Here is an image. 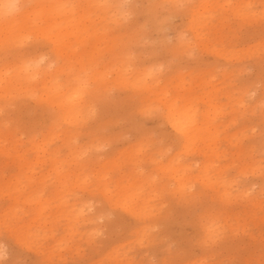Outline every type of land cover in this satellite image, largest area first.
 Wrapping results in <instances>:
<instances>
[{"label": "rangeland", "instance_id": "rangeland-1", "mask_svg": "<svg viewBox=\"0 0 264 264\" xmlns=\"http://www.w3.org/2000/svg\"><path fill=\"white\" fill-rule=\"evenodd\" d=\"M12 1L3 260L262 264L264 0ZM125 3L145 7L126 17ZM81 206L91 222L73 221Z\"/></svg>", "mask_w": 264, "mask_h": 264}, {"label": "snow or ice", "instance_id": "snow-or-ice-1", "mask_svg": "<svg viewBox=\"0 0 264 264\" xmlns=\"http://www.w3.org/2000/svg\"><path fill=\"white\" fill-rule=\"evenodd\" d=\"M0 7L3 8H8V9H17L19 7L18 4H8V5H0ZM75 7V6H73ZM117 7L121 9H125L124 15L126 17H131L135 14V9L140 8V7H145L141 5H134L131 3H125L118 5ZM162 7L164 8H184L186 5L183 4H175V5H163ZM262 27H264V18H262ZM261 75L264 77V50L261 52V67H260ZM259 166L262 171H264V154L261 155L260 160H259ZM262 199H264V196H262ZM262 243H264V231H262ZM9 255V252L7 249H0V264H19V262H15L12 260H3V257ZM156 264H161V262L157 261ZM163 264H185L184 261L177 260V259H169L167 261H164ZM224 264H243L241 261H236V260H231V261H225ZM249 264H252V262H249ZM264 264V262H262Z\"/></svg>", "mask_w": 264, "mask_h": 264}, {"label": "bare ground", "instance_id": "bare-ground-1", "mask_svg": "<svg viewBox=\"0 0 264 264\" xmlns=\"http://www.w3.org/2000/svg\"><path fill=\"white\" fill-rule=\"evenodd\" d=\"M8 4H15V3H13V1L12 0H0V5H8ZM19 9H21V8H17V9H8V8H3V7H0V19H3L4 21H7V20H11L12 22H14V21H18V18L21 16V12H22V10H19ZM27 13V12H26ZM10 16L9 17V19L7 18V16ZM7 18V19H6ZM34 66H36L37 65V62H35L34 64H33ZM33 74V76H36L38 73L35 71L34 73H31L30 75H32ZM78 106H79V104H77V105H75V106H73V108H78ZM83 107V106H82ZM70 109L72 108V107H69ZM74 110V109H73ZM77 110V109H76ZM75 110V111H76ZM68 112H70V111H68ZM71 112H73L72 111V109H71ZM78 112H79V110H78ZM74 113H76V112H73V114ZM35 114H37V113H35ZM39 114H37V116H38ZM70 115V114H69ZM37 116H36V119H37ZM40 117V116H39ZM38 120H39V118H38ZM172 127L174 128V129H178L180 132H181V134H182V136H183V139H184V142L186 143L187 142V140H188V136H187V132H185L184 130L186 129L185 128V126L183 125V124H181L180 122H177V121H175V120H173V122H172ZM177 184H179V180H177ZM88 211L91 209V207L89 206V207H87L86 208ZM86 209H84L82 206L81 207H79V209H76L75 210V219L73 220V221H76L77 219H80L82 222H84V223H86V222H91V220H92V218L91 217H89V216H85L84 215V211L86 210Z\"/></svg>", "mask_w": 264, "mask_h": 264}]
</instances>
